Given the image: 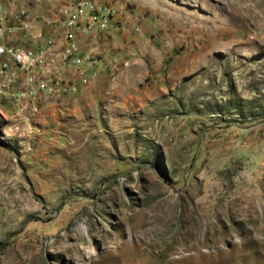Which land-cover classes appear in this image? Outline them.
<instances>
[{"label":"rangeland","instance_id":"rangeland-1","mask_svg":"<svg viewBox=\"0 0 264 264\" xmlns=\"http://www.w3.org/2000/svg\"><path fill=\"white\" fill-rule=\"evenodd\" d=\"M74 1L0 0V264H264V0Z\"/></svg>","mask_w":264,"mask_h":264},{"label":"built area","instance_id":"built-area-1","mask_svg":"<svg viewBox=\"0 0 264 264\" xmlns=\"http://www.w3.org/2000/svg\"><path fill=\"white\" fill-rule=\"evenodd\" d=\"M88 2L89 6L87 10H85ZM31 12L32 11H29L25 8L17 11L15 17L20 18L21 20H23L22 18H25L27 21H21L24 25L27 23H32L33 26L38 27V18L36 19L30 15ZM97 12L98 7L95 6V4H93L90 0H75L73 12H68L65 10L64 13H62V15L59 17L60 19L58 18V23H56L55 20L53 23L56 25V27H58V31L60 30L64 34L65 38L73 40V44L77 45L78 40L81 38L80 35H82V37L86 36V40L89 41V34L92 33L95 25L97 28L104 26V20L99 17ZM77 35L79 37H77ZM0 51L3 52V48H1ZM31 53L32 52L29 49H22L15 54L16 60L18 62L24 63L31 58Z\"/></svg>","mask_w":264,"mask_h":264}]
</instances>
